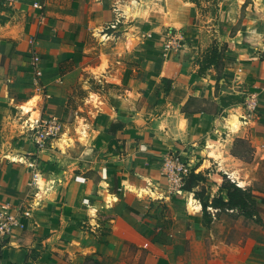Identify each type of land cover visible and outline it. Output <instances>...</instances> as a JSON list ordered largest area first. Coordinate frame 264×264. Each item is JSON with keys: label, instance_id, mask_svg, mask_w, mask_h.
<instances>
[{"label": "rangeland", "instance_id": "obj_1", "mask_svg": "<svg viewBox=\"0 0 264 264\" xmlns=\"http://www.w3.org/2000/svg\"><path fill=\"white\" fill-rule=\"evenodd\" d=\"M84 4L89 33L78 55L61 65L67 72L64 109L42 117L55 118L56 133L39 146L33 129L38 118L29 125L26 113L19 117L46 168L55 171L65 161L71 182L94 184L107 170L104 195L114 198L109 207L80 199L92 214L81 218L83 231L39 239L27 264H264V90L190 97L181 110L212 115L191 143L169 146L153 127L165 110L158 89L171 86L161 71L178 58L196 78H224L234 37L247 33L264 0ZM146 67L153 70L146 73ZM230 104L240 106L235 130L225 121ZM104 131L116 139L110 141L120 155L115 162H106L97 147L111 146L99 140ZM226 182L255 202L260 222L238 209L215 207L214 198H228Z\"/></svg>", "mask_w": 264, "mask_h": 264}, {"label": "crops", "instance_id": "obj_2", "mask_svg": "<svg viewBox=\"0 0 264 264\" xmlns=\"http://www.w3.org/2000/svg\"><path fill=\"white\" fill-rule=\"evenodd\" d=\"M84 3L85 0H0V208L8 207L19 222L0 240V264H27L29 248L41 238L68 239L79 235L83 231L81 218H92L90 209L83 207L80 199L100 205L105 202L109 207L114 198L109 192L104 195L107 170L106 175L99 171L104 180L94 184L71 182L63 172L65 161L55 171L46 168L42 151H37L28 127L22 125L19 117V112L26 113L30 125L28 117H55L64 109L62 84L67 72L61 65L78 55L80 43L89 33ZM228 13L227 20L234 21L232 8ZM251 19L247 33L234 37L237 40L229 56L232 61L224 67V78L216 82L211 76L196 78L185 68L184 59L178 58L173 59L175 67L161 71L159 76L171 79V86L158 89L165 100L164 112L153 120L160 142L169 146L191 143L199 129L212 120V115L203 111L181 110L190 97L215 100L217 92L246 94L249 89L264 90V6ZM34 55L39 57L36 64L32 61ZM28 95L30 98L19 107L17 102ZM33 98V109L24 111V104ZM239 107L230 104L225 121L231 114L240 117L239 112L234 113ZM101 133L102 144L103 138L106 143L116 140L106 131ZM110 144V148L101 144L97 147L106 162H115L120 155L114 154L117 145ZM84 192L88 195L83 198Z\"/></svg>", "mask_w": 264, "mask_h": 264}, {"label": "built area", "instance_id": "obj_3", "mask_svg": "<svg viewBox=\"0 0 264 264\" xmlns=\"http://www.w3.org/2000/svg\"><path fill=\"white\" fill-rule=\"evenodd\" d=\"M39 60L37 55L32 57V61L36 64ZM39 120V121H37ZM33 129H35V139L39 146L44 144V141L56 133L57 127L55 118H50L42 121L37 119ZM19 223L15 215L9 212L8 207L0 208V240H3L9 233L10 227L13 224Z\"/></svg>", "mask_w": 264, "mask_h": 264}, {"label": "trees", "instance_id": "obj_4", "mask_svg": "<svg viewBox=\"0 0 264 264\" xmlns=\"http://www.w3.org/2000/svg\"><path fill=\"white\" fill-rule=\"evenodd\" d=\"M223 187L227 190L228 198L224 200L221 195L214 198L213 202L215 207L238 209L239 211H242L245 216L253 218L256 222H260V216L255 202L249 198L246 192H244L231 182L224 183ZM205 204L207 205V203Z\"/></svg>", "mask_w": 264, "mask_h": 264}, {"label": "bare ground", "instance_id": "obj_5", "mask_svg": "<svg viewBox=\"0 0 264 264\" xmlns=\"http://www.w3.org/2000/svg\"><path fill=\"white\" fill-rule=\"evenodd\" d=\"M231 16V15H230ZM234 17V15H233ZM104 60V59H103ZM103 65V64H102ZM105 66V65H104ZM103 66V67H104ZM35 99L36 98H33L31 100H29L28 102H26L23 106V109L24 111H31L35 105ZM28 100V99H27ZM37 103V102H36ZM36 110V109H35ZM33 110V111H35ZM28 113V112H27ZM238 113V112H237ZM31 114V113H30ZM32 115V114H31ZM38 117V116H37ZM29 119H31V121L34 123L35 122V119H32V117H28ZM35 118V117H34ZM30 121V120H29ZM226 122L228 123V126L231 128V130H235L238 128L239 126V115H234V114H231L229 115L227 118H226ZM210 146V145H209ZM212 146V145H211ZM219 153V152H218ZM106 199H107V196H106ZM187 205L189 206V202L187 203Z\"/></svg>", "mask_w": 264, "mask_h": 264}]
</instances>
